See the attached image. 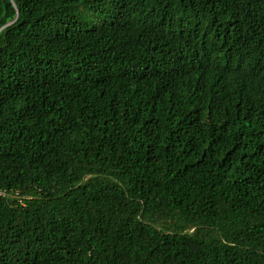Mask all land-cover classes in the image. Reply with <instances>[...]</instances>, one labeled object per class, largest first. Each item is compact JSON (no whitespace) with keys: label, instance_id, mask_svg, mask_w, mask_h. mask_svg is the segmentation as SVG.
Listing matches in <instances>:
<instances>
[{"label":"trees","instance_id":"obj_1","mask_svg":"<svg viewBox=\"0 0 264 264\" xmlns=\"http://www.w3.org/2000/svg\"><path fill=\"white\" fill-rule=\"evenodd\" d=\"M0 264H264V0H0Z\"/></svg>","mask_w":264,"mask_h":264}]
</instances>
